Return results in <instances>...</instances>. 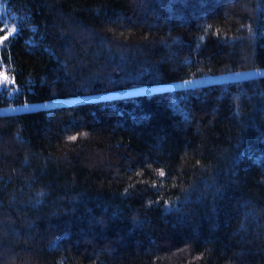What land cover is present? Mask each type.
I'll use <instances>...</instances> for the list:
<instances>
[{
    "label": "trees",
    "instance_id": "obj_1",
    "mask_svg": "<svg viewBox=\"0 0 264 264\" xmlns=\"http://www.w3.org/2000/svg\"><path fill=\"white\" fill-rule=\"evenodd\" d=\"M0 3V106L264 67V0ZM0 264H264V74L0 115Z\"/></svg>",
    "mask_w": 264,
    "mask_h": 264
},
{
    "label": "rangeland",
    "instance_id": "obj_2",
    "mask_svg": "<svg viewBox=\"0 0 264 264\" xmlns=\"http://www.w3.org/2000/svg\"><path fill=\"white\" fill-rule=\"evenodd\" d=\"M0 8H1V3H0ZM7 28L8 29H7L6 35H9L10 33L14 31V27L11 24H9ZM3 38L4 37H0V43L2 42ZM263 74H264V67L237 69V70H231V71L221 72L217 74H209V75H203L199 77L188 78L185 80L169 81L163 84L154 85L153 87L142 86L138 88L111 90V91H105V92L78 95V96H73V97H57V98H52V99H47V100H42V101H34V102L25 101V102L18 103V104L11 103V104L0 106V115L29 111V110H34V109L50 108L56 105L67 104V103L98 100L101 98H108V97L116 96L121 93L128 94V93H138L142 91H149L153 89L160 90V89H174V88H181V87H194V86H200L206 83L238 80V79L249 78L253 76H259ZM0 80L2 82H7V83L11 82V79L6 74H4L2 70H0ZM8 90L10 93H13L15 91V87L9 86Z\"/></svg>",
    "mask_w": 264,
    "mask_h": 264
},
{
    "label": "snow or ice",
    "instance_id": "obj_3",
    "mask_svg": "<svg viewBox=\"0 0 264 264\" xmlns=\"http://www.w3.org/2000/svg\"><path fill=\"white\" fill-rule=\"evenodd\" d=\"M68 139H69V140H75V139H76V136H70V137H68ZM159 175H160V176H164V172H163V170H161V171L159 172Z\"/></svg>",
    "mask_w": 264,
    "mask_h": 264
}]
</instances>
